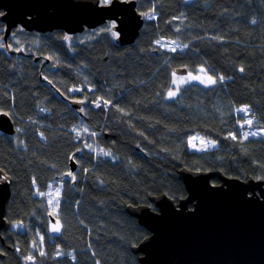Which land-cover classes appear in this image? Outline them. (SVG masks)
Listing matches in <instances>:
<instances>
[{
  "label": "trees",
  "instance_id": "1",
  "mask_svg": "<svg viewBox=\"0 0 264 264\" xmlns=\"http://www.w3.org/2000/svg\"><path fill=\"white\" fill-rule=\"evenodd\" d=\"M138 10L144 26L124 47L17 28L9 45L24 54L12 55L0 21V114L16 126L0 132V168L13 180L0 264H139L131 249L150 234L126 208L184 198L181 169L264 180V137L245 138L238 111L264 129V0H138ZM201 67L214 85L165 100L176 68ZM195 134L217 147L192 151Z\"/></svg>",
  "mask_w": 264,
  "mask_h": 264
},
{
  "label": "water",
  "instance_id": "2",
  "mask_svg": "<svg viewBox=\"0 0 264 264\" xmlns=\"http://www.w3.org/2000/svg\"><path fill=\"white\" fill-rule=\"evenodd\" d=\"M0 11L5 25L3 42L12 55L24 54L9 45L13 30L20 27L40 34L61 30L70 42L85 30L115 22V42L124 47L135 43L145 23L137 0H113L111 6H103L102 0H0ZM174 73L186 75L187 70L176 68ZM70 102L75 109L84 104ZM0 132L16 133L8 113L0 114ZM70 168L67 177L73 178L77 169L73 159ZM179 179L187 193L184 198L175 201L160 194L149 198L151 205L126 208L150 234L131 249L139 256V264H264V180L185 168L179 171ZM12 184L0 168V239L10 229L7 215Z\"/></svg>",
  "mask_w": 264,
  "mask_h": 264
},
{
  "label": "rangeland",
  "instance_id": "3",
  "mask_svg": "<svg viewBox=\"0 0 264 264\" xmlns=\"http://www.w3.org/2000/svg\"><path fill=\"white\" fill-rule=\"evenodd\" d=\"M138 1V0H137ZM141 13L143 14V12L141 11ZM143 18L145 20L144 14H143ZM147 19H149V16L147 15ZM115 24V22H108L106 24H104L103 26H101L99 29H97L96 31H94L93 33H82L79 37L80 41H88L92 40L95 36L99 37L101 36V34H104L103 36H108L111 37L112 40L115 42L116 38L115 36L112 35V32H116L113 30V28L111 29V31H106L105 29H108L112 24ZM117 33V32H116ZM4 37V34H3ZM15 40L14 37H10V40ZM96 38H94L95 40ZM4 38L1 40V45L4 44ZM70 43V42H69ZM159 45L162 49H167V50H172L171 48H173V44H167L166 42H159ZM5 46V45H4ZM3 46V47H4ZM203 70V71H201ZM209 77H211V80H209ZM203 81V82H202ZM214 81V83H213ZM201 84L204 86H212L215 84V78L212 75H209L207 72V69L204 67H201L198 69L197 73L194 72H188V74L186 75H177V74H173V83H172V87L171 89L168 90V92L165 94V100H173L175 99L178 94L180 93V91L188 84ZM174 92L175 96L173 97H169L168 93L169 92ZM246 107H243L241 109H244ZM241 109H238L239 113L243 115L244 117V122L241 123V127L244 128L243 132L244 133H248L247 137L249 136H253V137H264V129H260L258 128L257 124L255 123L254 118H252L250 110L248 108L247 112L241 111ZM251 120V124H248L247 121ZM252 133H255V135H253ZM195 138V139H194ZM189 147L192 151H202V150H212L215 149L217 147V144L214 143L213 141H210L204 137H202L201 135H193L191 138H189ZM101 155L103 154V151L99 150V152ZM53 188V187H52ZM59 190H60V186L56 185L54 186V188L51 190V194L49 196H47V203L50 204V208L51 210H55L58 204V196H59ZM56 227V226H54ZM60 228V227H59Z\"/></svg>",
  "mask_w": 264,
  "mask_h": 264
},
{
  "label": "snow or ice",
  "instance_id": "4",
  "mask_svg": "<svg viewBox=\"0 0 264 264\" xmlns=\"http://www.w3.org/2000/svg\"><path fill=\"white\" fill-rule=\"evenodd\" d=\"M122 2H128V0H122ZM112 3H113V0H102V4H103V6H111ZM2 14H3V13H0V15H2ZM149 18H152V17H149ZM115 27H116V25L113 23L108 29H105V30H106V31H111V29H112V28H115ZM112 35L118 38V33H116V32H112ZM65 39H68V38L65 37ZM158 43H159V42H158ZM173 50H175V49H173ZM242 70H243V69H241V71H242ZM201 71H203V70H201ZM221 79H223V78L221 77ZM209 80H211V77H209ZM202 82H203V81H202ZM213 83H214V81H213ZM168 95H169V97L171 98V97L175 96V93L170 91V92L168 93ZM105 103H107V102H105ZM97 106H99V105H97ZM241 111L247 112V109L244 108V109H241ZM247 123H248V124H251V120L247 121ZM252 134L255 135V133H252ZM247 135H248V133H244V137H245V138L247 137ZM232 138L235 139L234 136H233ZM194 139H195V138H194ZM105 155H107V153H105ZM69 175H71V174L69 173ZM73 178H74V177H73ZM41 195H44V194L41 193ZM59 230H60L59 226H56V227L53 228V231L58 232ZM29 259H31V257H29Z\"/></svg>",
  "mask_w": 264,
  "mask_h": 264
},
{
  "label": "bare ground",
  "instance_id": "5",
  "mask_svg": "<svg viewBox=\"0 0 264 264\" xmlns=\"http://www.w3.org/2000/svg\"><path fill=\"white\" fill-rule=\"evenodd\" d=\"M184 69H186V70H187V74H188L189 70H188L187 68H184Z\"/></svg>",
  "mask_w": 264,
  "mask_h": 264
},
{
  "label": "flooded vegetation",
  "instance_id": "6",
  "mask_svg": "<svg viewBox=\"0 0 264 264\" xmlns=\"http://www.w3.org/2000/svg\"><path fill=\"white\" fill-rule=\"evenodd\" d=\"M90 31H92V30H90ZM36 62H38V61H36Z\"/></svg>",
  "mask_w": 264,
  "mask_h": 264
}]
</instances>
